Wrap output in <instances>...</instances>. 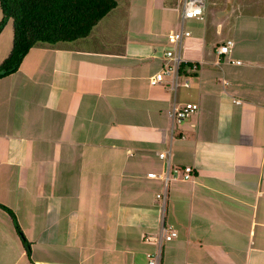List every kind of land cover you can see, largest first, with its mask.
<instances>
[{
  "label": "crops",
  "instance_id": "obj_1",
  "mask_svg": "<svg viewBox=\"0 0 264 264\" xmlns=\"http://www.w3.org/2000/svg\"><path fill=\"white\" fill-rule=\"evenodd\" d=\"M213 1L184 25L189 88L150 82L172 62L182 0H118L87 38L37 44L0 78V205L17 220L0 208V264H148L146 239L169 227L160 264H264V0ZM13 41L9 21L0 67ZM186 104L199 109L175 125ZM163 152L165 206L148 177Z\"/></svg>",
  "mask_w": 264,
  "mask_h": 264
},
{
  "label": "trees",
  "instance_id": "obj_2",
  "mask_svg": "<svg viewBox=\"0 0 264 264\" xmlns=\"http://www.w3.org/2000/svg\"><path fill=\"white\" fill-rule=\"evenodd\" d=\"M117 7L118 0H0V31L12 21L14 32L13 49L0 67V78L16 71L37 44L55 45L87 38ZM0 208L17 224L11 209ZM22 241L31 258V244L23 236Z\"/></svg>",
  "mask_w": 264,
  "mask_h": 264
},
{
  "label": "built area",
  "instance_id": "obj_3",
  "mask_svg": "<svg viewBox=\"0 0 264 264\" xmlns=\"http://www.w3.org/2000/svg\"><path fill=\"white\" fill-rule=\"evenodd\" d=\"M207 8V0H182V9L180 13V30L177 32H171L168 36L169 47L166 51V58L171 60L170 64H167L166 68L159 74L151 78V85L156 86L164 82L165 76L172 77V83L169 85L171 90L176 91L180 86L189 88L191 86L189 79H185L184 82L179 81V70L183 63L180 51L182 48L183 41L185 38L191 36V32L186 30L184 27L186 21L189 20H204L205 10ZM234 45L233 41H228L225 45L217 48V55L222 58L230 54L231 49ZM239 64V62H238ZM197 64H194L193 69L198 70ZM199 106L196 104H186L182 107H174L173 109V122L175 125L184 123L191 115L196 113ZM160 157L166 160L167 171L162 174L150 173L148 177L154 180H161L164 185V192L158 195L164 206L166 205L168 192L171 182L176 178L172 177L170 170L169 152H163ZM194 178V170L192 167H186L184 169V181H192ZM178 236V233L173 227L163 228L161 235L158 238L149 237L146 241H155L159 246V251L154 254L148 255V264H160L161 263V252L164 242H171Z\"/></svg>",
  "mask_w": 264,
  "mask_h": 264
},
{
  "label": "rangeland",
  "instance_id": "obj_4",
  "mask_svg": "<svg viewBox=\"0 0 264 264\" xmlns=\"http://www.w3.org/2000/svg\"><path fill=\"white\" fill-rule=\"evenodd\" d=\"M208 2H211L210 0H208ZM212 2H214L213 0H212ZM211 2V3H212ZM180 6V5H179ZM173 14V13H172ZM177 15V17H178V14H176V13H174V16H176ZM191 22L192 21H188V23H186V27L188 28V29H190L191 28ZM179 23V22H178Z\"/></svg>",
  "mask_w": 264,
  "mask_h": 264
}]
</instances>
